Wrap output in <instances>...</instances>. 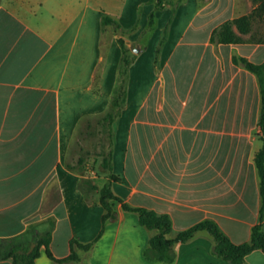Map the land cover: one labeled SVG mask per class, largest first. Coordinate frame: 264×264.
I'll return each mask as SVG.
<instances>
[{
    "label": "crops",
    "instance_id": "1",
    "mask_svg": "<svg viewBox=\"0 0 264 264\" xmlns=\"http://www.w3.org/2000/svg\"><path fill=\"white\" fill-rule=\"evenodd\" d=\"M256 5L0 0V237L32 225L51 230L53 257L43 245L34 264H232L213 252L207 231L177 242L172 263L147 259L156 230L122 202L104 220L98 190L110 182L124 202L169 214L172 236L211 218L233 241L251 238L261 216V90L241 59L262 63L264 37L249 39L251 32L237 28L246 40L212 36ZM105 14L128 31L103 29ZM119 36L135 58L113 122L111 169L93 178L99 187L90 193L82 186L87 175L68 165V155L81 121L110 105L120 81ZM110 172L119 179L110 181ZM73 251L75 259L61 260ZM246 264H264V251L254 249Z\"/></svg>",
    "mask_w": 264,
    "mask_h": 264
},
{
    "label": "trees",
    "instance_id": "2",
    "mask_svg": "<svg viewBox=\"0 0 264 264\" xmlns=\"http://www.w3.org/2000/svg\"><path fill=\"white\" fill-rule=\"evenodd\" d=\"M155 3V8H163L170 0H151ZM257 3L256 7L249 13L242 16L224 21L213 31V39L219 42H240L247 38L239 34L249 33L253 29V21L257 16H264V0H253ZM175 3V2H174ZM155 12L150 15V26L154 25ZM114 24L117 29L122 32L128 31L123 28L121 24L110 15H103L102 27L105 29L106 25ZM167 30V29H166ZM253 39V38H249ZM118 41L122 47V56L119 64L120 81L113 91L108 109L99 115L86 116L79 124L77 133L80 137L99 134L107 132L112 144L113 122L121 113L126 98V84L128 79L129 67L135 58V54L128 52V47L122 36L118 37ZM238 59L236 58V61ZM245 65L258 76L261 90V112L259 116V125L262 129L261 147L255 154V163L259 174L260 195H261V209L260 221L253 226L251 238L248 241L237 243L233 241L230 236L222 229V227L211 218L201 220L185 229L178 230L174 236V225L171 216L167 213H160L155 210L132 206L124 202L121 197L114 194L111 189L110 182L106 183L100 188V202L105 208L104 220L116 215L114 204L122 202L125 209L134 210L138 212L140 222L150 229L156 230L155 234L149 239L148 245L144 250V255L147 259L152 261H159L163 263H172L176 259L175 244L177 242H186L192 239L199 231H207L214 238L213 252L229 260L232 264H246V256L254 249H261L264 251V224L262 222L264 213V61L262 63H255L246 58L241 59ZM112 150H109L108 157L104 156L102 165L105 168L111 169L110 158ZM84 158L79 157V162L82 163ZM74 167L72 164H68ZM110 181L118 180L119 177L109 173ZM97 187V186H95ZM52 238L51 230H41L38 225H32L24 232L9 236L0 237V260L11 259L13 264H34L36 258L40 255L41 247L44 245L50 256L53 254L50 250V243ZM72 245L78 244L84 248L90 247L89 244H82L77 240L71 241ZM76 253L73 251L68 257L61 260L75 259Z\"/></svg>",
    "mask_w": 264,
    "mask_h": 264
},
{
    "label": "rangeland",
    "instance_id": "3",
    "mask_svg": "<svg viewBox=\"0 0 264 264\" xmlns=\"http://www.w3.org/2000/svg\"><path fill=\"white\" fill-rule=\"evenodd\" d=\"M258 36L264 37V16H257L253 21L250 37ZM110 148L111 142L107 132L83 137H80L77 133L72 141L68 162L77 167L81 173L87 175L82 178V186L90 193L96 191V189L98 190L99 186L93 182V178H97L105 168L102 161L104 156L108 157ZM80 156L84 158L82 163L79 162Z\"/></svg>",
    "mask_w": 264,
    "mask_h": 264
},
{
    "label": "water",
    "instance_id": "4",
    "mask_svg": "<svg viewBox=\"0 0 264 264\" xmlns=\"http://www.w3.org/2000/svg\"><path fill=\"white\" fill-rule=\"evenodd\" d=\"M136 50V49H135Z\"/></svg>",
    "mask_w": 264,
    "mask_h": 264
}]
</instances>
